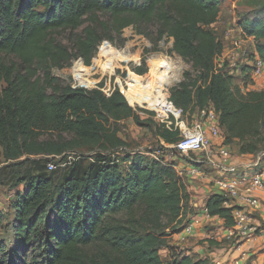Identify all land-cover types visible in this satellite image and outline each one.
Listing matches in <instances>:
<instances>
[{
    "label": "trees",
    "instance_id": "16d2710c",
    "mask_svg": "<svg viewBox=\"0 0 264 264\" xmlns=\"http://www.w3.org/2000/svg\"><path fill=\"white\" fill-rule=\"evenodd\" d=\"M223 2L0 0V174L16 190L13 214L0 211V231L6 222L11 229L9 243L0 240V264H211L173 243L194 211L177 162L128 154L126 170L120 169L116 155L126 148L121 126H143L139 113H154L132 108L119 88L110 96L104 83L75 88L53 70L74 59L89 67L103 42L123 44L128 28L149 37L153 27L154 43L172 39L173 53L192 67L165 92L167 99L190 116L212 104L226 145L236 143L240 155L255 156L264 151V91L245 93L248 84H235L218 64L224 45L213 26ZM249 15L239 28L255 40V55L264 62V18L255 10ZM79 30L74 52L53 38ZM147 71L145 62L135 69L141 76ZM156 130L165 145L178 142L176 132ZM81 148L95 153L70 161ZM48 159L66 165L60 173L49 171ZM224 204L217 194L205 200L209 215L232 228L236 208ZM162 250H168L167 259Z\"/></svg>",
    "mask_w": 264,
    "mask_h": 264
},
{
    "label": "rangeland",
    "instance_id": "374dc122",
    "mask_svg": "<svg viewBox=\"0 0 264 264\" xmlns=\"http://www.w3.org/2000/svg\"><path fill=\"white\" fill-rule=\"evenodd\" d=\"M253 10L260 11L261 17L264 18V0H224L220 20L213 26L217 38L224 45V52L218 60V64L220 66L225 65L226 69L233 75L235 84L242 87L245 86V83L250 85V77L252 76V74L242 72V68L246 67L247 64L252 66L254 61H251L257 55H255V40L253 38L246 39L241 33L239 24L242 18H246L247 15L250 17L249 12ZM154 31L153 27L149 28L146 31L149 34L148 37L146 35H139L134 28H128L123 32L124 43L122 44L120 40L103 42L98 47L89 67H86L81 59H74L70 66L64 69L53 70L55 77L75 88L93 90L97 89L103 83L104 89L109 90V93L114 88H119L132 108L154 113L153 117L139 113L142 120H144L143 126H137L133 121L121 126L120 137L126 143V148L120 150L118 156L116 155V158L122 162L121 170H126V163L128 162L126 156L128 154H131V156L141 155L148 158L168 157L170 155V150L156 136V128L164 125L160 122V119L157 117V111L152 109L154 106H151L149 101L153 100V97L157 93L159 95L161 94L158 98L162 99L166 91L177 87L183 81L185 73L192 71L190 64L173 53L174 41L172 39L165 38L157 44L154 43L156 39ZM80 32L81 30L76 32H58L54 34L53 38L57 43L66 46L70 52H74L73 40ZM143 62H145L148 71L145 75L141 76L135 72V69L142 66ZM76 70H79V74L83 75V81L77 78L78 74L75 73ZM165 72H167L169 77L173 74H178L180 76L179 82L171 86H164L159 78L160 76L163 77ZM226 147L228 148L231 159L236 162L239 156L237 153V144L232 143L226 145ZM94 153L92 149L81 148L77 153H71L69 160L72 161L77 156L89 158ZM255 161L256 159L251 157L243 163H252ZM48 162L56 165L57 168L55 170L59 173L65 167L62 166L64 163L60 159H48ZM175 162L179 166V174L183 171V174L180 175L185 179L189 192L192 195L191 205L193 206V202L195 201L199 202L201 199L206 200L211 195L208 192L210 177L204 181L198 179L191 181L186 177V170H183V168L188 167V159H178ZM3 165L4 160L0 148V168ZM200 169L213 177L216 176L212 168L208 165H201ZM4 180H6L5 177L0 174V211L13 214L10 209V202L16 190H12L10 187L4 185ZM23 189V187L19 188V190ZM192 208L194 211L190 217L196 213L194 207ZM5 226L6 228L0 231V240L9 243L11 239L9 222H6ZM175 242L173 241L174 244ZM199 244H202V242ZM161 256L167 259L168 250H162Z\"/></svg>",
    "mask_w": 264,
    "mask_h": 264
},
{
    "label": "built area",
    "instance_id": "2783aa9c",
    "mask_svg": "<svg viewBox=\"0 0 264 264\" xmlns=\"http://www.w3.org/2000/svg\"><path fill=\"white\" fill-rule=\"evenodd\" d=\"M252 67L253 75H259L264 68V62L257 56ZM102 91L106 96L111 94L104 88ZM152 109L157 111V117L167 130L178 134V142L175 145H166L170 150L167 159H188V167L183 168L187 172L186 177L191 181H204L210 177L208 192L222 196L225 199V207L236 208L233 212L235 224L228 238L236 242H246L261 235L262 229L251 223V212L259 206L258 195L264 194V151L252 156L256 159L255 162H234L226 147V137L220 126L219 114L212 104L197 109L190 116L185 115L164 97L160 98ZM65 165L62 164L63 167ZM201 165L210 166L216 176L203 172ZM47 168L54 171L57 166L48 162ZM180 174H183V171ZM203 211L207 217H211L205 206ZM192 231L193 223L189 220L183 232L190 235ZM214 264L237 263L220 260Z\"/></svg>",
    "mask_w": 264,
    "mask_h": 264
},
{
    "label": "crops",
    "instance_id": "0c3cea01",
    "mask_svg": "<svg viewBox=\"0 0 264 264\" xmlns=\"http://www.w3.org/2000/svg\"><path fill=\"white\" fill-rule=\"evenodd\" d=\"M247 65L250 67V64ZM250 80V85L244 91H264V68L259 75L252 73ZM237 153L239 156L236 162L239 164L253 156L240 155L238 147ZM258 198L259 206L251 212V223L261 228L263 233L255 239L246 242L229 239L231 228L226 227L224 221L218 217H207L203 211L205 200L201 199L199 202H193L196 213L190 217V222L193 223L192 233L187 235L182 232L175 235V245L187 249L189 255L201 259L208 258L211 264L220 260L237 264H264V194H259ZM200 242L202 244H199Z\"/></svg>",
    "mask_w": 264,
    "mask_h": 264
},
{
    "label": "bare ground",
    "instance_id": "6f19581e",
    "mask_svg": "<svg viewBox=\"0 0 264 264\" xmlns=\"http://www.w3.org/2000/svg\"><path fill=\"white\" fill-rule=\"evenodd\" d=\"M156 68H157V66H156ZM75 73L78 74L77 78H79L80 81H83V78H82L83 75L82 74H79V70H76ZM165 75H163V77L160 76V78H159L160 82L164 86H171V85H174L175 83L179 82V77L180 76L178 74H173V75H171L169 77L168 74H167V72H165ZM160 96H161V94L159 95L157 93V95L153 97V100L149 101V103L151 104V106H154V104H157L158 103V101H159V98L158 97H160ZM163 98H164V96H163Z\"/></svg>",
    "mask_w": 264,
    "mask_h": 264
}]
</instances>
